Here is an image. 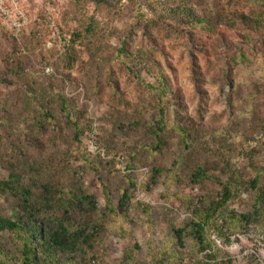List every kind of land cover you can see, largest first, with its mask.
<instances>
[{"label": "rangeland", "instance_id": "obj_1", "mask_svg": "<svg viewBox=\"0 0 264 264\" xmlns=\"http://www.w3.org/2000/svg\"><path fill=\"white\" fill-rule=\"evenodd\" d=\"M105 1L0 0V70L25 69L0 74V180L51 186L54 222L72 193L95 206L63 217L92 241L38 264H264V26L244 21L259 4ZM20 244L1 232L0 260L25 264Z\"/></svg>", "mask_w": 264, "mask_h": 264}, {"label": "trees", "instance_id": "obj_2", "mask_svg": "<svg viewBox=\"0 0 264 264\" xmlns=\"http://www.w3.org/2000/svg\"><path fill=\"white\" fill-rule=\"evenodd\" d=\"M97 4H102L106 2L105 0H95ZM257 3L258 6V16L256 18H246L244 19L250 25H254L255 28H261L264 26V0H252ZM181 13L190 18L194 15L199 22L203 20L198 18L190 9L186 8L184 5L181 8ZM193 19V18H192ZM235 21L232 18L231 22ZM14 57V56H9ZM12 61L6 62L3 69L0 70V74L4 72L7 75L20 74L25 71L24 66L21 64H14ZM0 80H3L0 76ZM78 136V132L75 133ZM16 169L10 170L7 178L0 180V196L1 195H11L16 199L15 207L10 216L0 215V233L4 231H11L18 235L20 239L19 253L21 259L25 264H38L37 253L43 257L46 261H52L55 259V255L60 251H72L76 245H87L92 241V235L96 227H93L91 231L86 224L78 225L76 227H70L67 221H63V217L67 213L76 211H86L85 206H91L92 208H87V210L92 209L94 211L93 198L87 195L85 192L79 194L72 193V196L67 199V204L64 205L63 217L58 218L56 222L52 218L44 219L41 217L42 211L49 209L51 207V197H52V187L49 185L43 186L42 195L39 199L36 198V194L32 192L31 188L22 183V174L15 172ZM253 184H256L254 180ZM133 185V182H131ZM134 186V185H133ZM231 196V192L228 186L224 187V193L222 195V200L220 203L216 204V208L222 207L226 201ZM123 200L119 202V205H123L128 198L127 193L122 196ZM260 205H264V196L260 195L256 201ZM61 208V204L59 205ZM239 217L247 219V216L241 214ZM206 221L195 222L196 228V238L199 243L204 241V230ZM56 226L55 228H52ZM177 235L180 237V232L177 231ZM204 246V245H203ZM3 253L0 246V255ZM0 264H6L4 261L0 260Z\"/></svg>", "mask_w": 264, "mask_h": 264}, {"label": "built area", "instance_id": "obj_3", "mask_svg": "<svg viewBox=\"0 0 264 264\" xmlns=\"http://www.w3.org/2000/svg\"><path fill=\"white\" fill-rule=\"evenodd\" d=\"M95 139H91L89 141V144H90V151L94 152V153H99L101 154L102 156H104L105 154L102 152V150H100L97 142H96V137L94 136Z\"/></svg>", "mask_w": 264, "mask_h": 264}]
</instances>
